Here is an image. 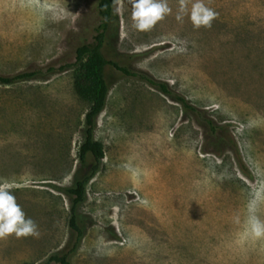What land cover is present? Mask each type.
Instances as JSON below:
<instances>
[{"label":"rangeland","instance_id":"374dc122","mask_svg":"<svg viewBox=\"0 0 264 264\" xmlns=\"http://www.w3.org/2000/svg\"><path fill=\"white\" fill-rule=\"evenodd\" d=\"M96 1L0 0V73L44 71L0 84V183L40 233L0 239V264H42L74 242L62 188L79 166L88 106L72 67L45 70L74 63L76 47L93 42ZM204 2L217 13L210 28H195L179 0H167L171 13L139 31L131 0H117L118 36L102 52L227 124L237 151L216 154L180 103L106 65L94 130L104 156L77 207L83 236L70 264H264V239L245 232L264 184V0ZM257 214L264 219V203Z\"/></svg>","mask_w":264,"mask_h":264},{"label":"trees","instance_id":"16d2710c","mask_svg":"<svg viewBox=\"0 0 264 264\" xmlns=\"http://www.w3.org/2000/svg\"><path fill=\"white\" fill-rule=\"evenodd\" d=\"M117 0H97L96 12L100 22L96 27V34L93 42L82 43L75 49V61L72 64L61 65L58 68L48 66L45 73L61 71L67 67L73 68V90L75 94L87 103V110L84 114L83 127L81 130L82 140L78 146L77 157L79 166L74 175L72 185L62 188L70 198V218L69 225L73 229L75 236L72 246L67 252L49 255L42 264H70L69 255L73 253L81 237L83 229L77 207L85 199L86 184L97 172L100 162L104 156L102 143L95 139L94 130L96 119L106 104L109 93V84L105 76L106 65H112L126 75L140 78L150 86L167 95L171 100L181 104L183 111L194 117L196 123L203 128L205 141L213 146V151L221 155L226 149L230 148L237 151L236 142L227 124H219L206 114L205 109L198 107L183 96L171 89L164 81L153 78L143 73L132 71L125 66L119 65L113 60H109L102 52L104 44L115 40L118 36L119 18L115 10ZM44 74L41 69L18 72L13 75L0 73V84L9 85L20 80L37 78ZM91 156L88 163L87 157ZM22 264H32L25 262Z\"/></svg>","mask_w":264,"mask_h":264},{"label":"clouds","instance_id":"9594fccd","mask_svg":"<svg viewBox=\"0 0 264 264\" xmlns=\"http://www.w3.org/2000/svg\"><path fill=\"white\" fill-rule=\"evenodd\" d=\"M180 11L188 13L195 28L211 27L217 13L204 0H192L188 7V0H179ZM131 19L133 27L139 31L151 30L158 21L171 13L167 0H131ZM181 19V16H177ZM185 48L179 51H185ZM7 182L0 183V239L10 235L17 238L39 236L36 223L26 216L16 197L9 190ZM264 203V184H261L253 199L248 203V214L245 220L246 235L254 239H264V219L257 214L260 205Z\"/></svg>","mask_w":264,"mask_h":264}]
</instances>
